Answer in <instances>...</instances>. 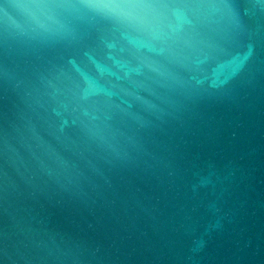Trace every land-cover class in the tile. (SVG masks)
I'll return each instance as SVG.
<instances>
[{
	"label": "water",
	"instance_id": "1",
	"mask_svg": "<svg viewBox=\"0 0 264 264\" xmlns=\"http://www.w3.org/2000/svg\"><path fill=\"white\" fill-rule=\"evenodd\" d=\"M0 264H264V0H0Z\"/></svg>",
	"mask_w": 264,
	"mask_h": 264
}]
</instances>
